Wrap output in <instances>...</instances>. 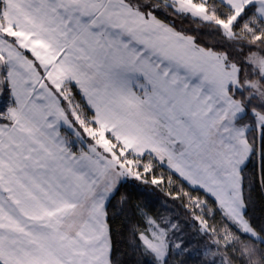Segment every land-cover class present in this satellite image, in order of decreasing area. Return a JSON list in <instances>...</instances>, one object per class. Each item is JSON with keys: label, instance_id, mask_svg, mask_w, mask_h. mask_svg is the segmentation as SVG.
Here are the masks:
<instances>
[{"label": "snow or ice", "instance_id": "6c2138e0", "mask_svg": "<svg viewBox=\"0 0 264 264\" xmlns=\"http://www.w3.org/2000/svg\"><path fill=\"white\" fill-rule=\"evenodd\" d=\"M257 190L264 0H0V264H264Z\"/></svg>", "mask_w": 264, "mask_h": 264}, {"label": "trees", "instance_id": "16d2710c", "mask_svg": "<svg viewBox=\"0 0 264 264\" xmlns=\"http://www.w3.org/2000/svg\"><path fill=\"white\" fill-rule=\"evenodd\" d=\"M187 27V25H186ZM159 174V172L157 173ZM167 176V172H164ZM151 185H142L141 191L133 193V202L141 207H147L152 215H178L181 220L187 218L186 210L182 207L180 201H174L166 192ZM249 217L257 226L264 225V192L259 190L252 193V204L249 209ZM219 217L217 216V220ZM134 222V221H132ZM127 221L123 217H113L111 227L115 247L118 250L117 255L128 262V264H136L138 259H142L138 254H134L128 244V226Z\"/></svg>", "mask_w": 264, "mask_h": 264}]
</instances>
